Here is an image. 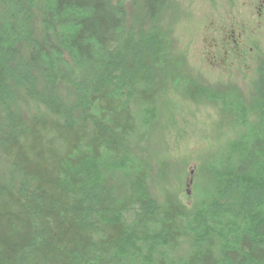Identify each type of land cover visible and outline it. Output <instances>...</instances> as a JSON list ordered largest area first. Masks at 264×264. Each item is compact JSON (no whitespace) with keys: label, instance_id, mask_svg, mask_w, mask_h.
<instances>
[{"label":"trees","instance_id":"16d2710c","mask_svg":"<svg viewBox=\"0 0 264 264\" xmlns=\"http://www.w3.org/2000/svg\"><path fill=\"white\" fill-rule=\"evenodd\" d=\"M168 4L0 0V264H126L134 253L173 264L187 237L174 264H264V88L253 120L235 90L201 89L243 130L209 160V199L193 208L158 203L135 158L157 111Z\"/></svg>","mask_w":264,"mask_h":264},{"label":"rangeland","instance_id":"374dc122","mask_svg":"<svg viewBox=\"0 0 264 264\" xmlns=\"http://www.w3.org/2000/svg\"><path fill=\"white\" fill-rule=\"evenodd\" d=\"M168 1L158 22L165 69L155 85L157 111L147 120L135 158L148 166V189L158 203L170 199L193 208L209 199L213 182L209 160L222 156L227 143L240 133L234 122L235 109L220 106L201 89L235 90L242 97L249 96L253 63L248 46L239 55L221 48V11L228 18L230 0ZM232 2L237 6L239 0ZM245 101L254 112L250 100ZM7 174L8 165L0 158V180ZM190 240H179L170 253L173 264L189 250ZM136 242L148 246L147 241L132 243ZM134 254L126 264H149L140 253Z\"/></svg>","mask_w":264,"mask_h":264},{"label":"flooded vegetation","instance_id":"af4514ba","mask_svg":"<svg viewBox=\"0 0 264 264\" xmlns=\"http://www.w3.org/2000/svg\"><path fill=\"white\" fill-rule=\"evenodd\" d=\"M227 2L229 3L228 18L226 13L221 11V48L224 52L233 50L239 55L248 46L249 50H247L253 63L252 93L241 97L251 102L258 100L260 88H264V0H239L237 6L232 5L236 4L232 0ZM242 20H246L247 24ZM248 114L250 117L254 116L252 107ZM242 130L239 126V131Z\"/></svg>","mask_w":264,"mask_h":264}]
</instances>
